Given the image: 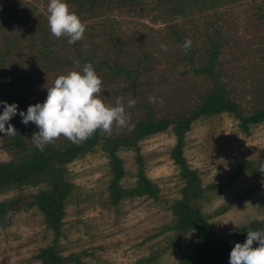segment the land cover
Returning a JSON list of instances; mask_svg holds the SVG:
<instances>
[{"label":"rangeland","instance_id":"374dc122","mask_svg":"<svg viewBox=\"0 0 264 264\" xmlns=\"http://www.w3.org/2000/svg\"><path fill=\"white\" fill-rule=\"evenodd\" d=\"M67 3L87 22L84 38L71 45L51 34L48 0H0V101L25 112L43 103L47 88L78 59L81 66L92 63L102 77L107 103L137 101L127 110L133 125L147 115H186L218 85L244 115L264 109V0H181L182 13L171 10L168 0H147L137 8L122 0ZM186 38L192 40L187 53ZM217 45L220 52L212 58ZM207 66L214 75L199 71ZM21 120L17 114L10 123L35 146L32 134L39 129ZM132 133L114 127L111 135ZM12 136L0 133V160L21 154L8 144ZM69 142L61 136L52 145ZM177 143L171 129L143 139L139 152L120 150L124 175L117 189L111 187L110 155L100 146L67 164L60 234L39 209L22 210L0 225V264H58L46 254L50 249L65 257L63 264H182L196 254L197 232L175 228L177 209L206 216L213 244L264 219V121L246 132L232 113L196 120L183 150L199 184L188 190L173 156ZM19 187L34 193L40 188L5 187L0 201Z\"/></svg>","mask_w":264,"mask_h":264},{"label":"trees","instance_id":"16d2710c","mask_svg":"<svg viewBox=\"0 0 264 264\" xmlns=\"http://www.w3.org/2000/svg\"><path fill=\"white\" fill-rule=\"evenodd\" d=\"M122 1L126 5L137 8L147 0ZM168 1L171 4L173 3V6L170 7L171 10L174 9L175 11V9L179 8L181 13L186 10V6L181 4V0ZM217 1L223 3L232 0ZM162 13L168 15L170 12L168 9H164ZM220 48V45L216 46L215 55L212 58L218 57ZM199 71L214 75V71L210 66ZM219 113L234 114L246 132L250 130L251 125L264 121V109L248 116L244 115L238 103L229 96L222 85H218L209 91L201 103L186 115L165 118L147 115L140 118L134 124L135 129L131 136L108 135L97 131L83 143L73 144L69 142L62 146L49 144L41 152L36 146H30L23 134H15L9 138L8 144L21 150V154L16 158L0 160V189L24 184L40 186V188L34 193L25 192L22 187H19L20 189L14 196L1 200L0 225H7L12 216L22 210L37 208L43 213L49 228L60 234L65 213V200L69 191L64 175L67 164L100 146L110 155L114 170L111 187L117 189L119 181L124 175V165L118 156L119 151L122 149H133L139 152L140 142L143 139L171 129L178 139L177 146L173 152L174 159L182 168L183 176L187 182L186 189L193 188L199 184V179L197 172L186 164L183 150L186 134L192 129L196 120ZM5 127L7 128V124ZM138 156L141 157V155ZM143 176L144 171L141 170L139 178L142 179ZM150 192H153L154 195L157 194L152 190ZM119 197L120 193L116 192L115 199L119 200ZM175 214V228L178 231L196 229L197 232L195 239L196 254L186 259L182 264H228L229 254L234 244L243 243L246 240L249 228L252 230L264 229V219L251 221L244 224L227 239L213 244L210 223L206 216H195L191 213L185 214L181 209H177ZM46 254L50 256V261H55L58 264H63V260H65V257L57 254L54 249H50Z\"/></svg>","mask_w":264,"mask_h":264},{"label":"clouds","instance_id":"9594fccd","mask_svg":"<svg viewBox=\"0 0 264 264\" xmlns=\"http://www.w3.org/2000/svg\"><path fill=\"white\" fill-rule=\"evenodd\" d=\"M47 21L51 34L56 38H67L68 44H75L84 38L87 22L71 11L67 0H48ZM192 40L186 38L182 48L187 53ZM167 51V46L161 44ZM74 68L59 75L53 86L47 88V97L43 103L29 105L26 112L18 110L16 103L0 101L3 112L0 114V133L15 135L16 129L10 123L19 114L21 122H32L38 132L32 134V142L41 151L61 136L73 144H80L91 138L97 131L111 135L114 127L134 131L130 123L128 109L134 108L137 101L117 98L115 104L107 103L101 95L103 80L92 63L81 66L80 61H73ZM150 103L156 97H149ZM7 124V128L5 125ZM264 172V165L261 166ZM254 244L256 246H254ZM228 264H264V229L247 231L243 243H235L229 254Z\"/></svg>","mask_w":264,"mask_h":264}]
</instances>
